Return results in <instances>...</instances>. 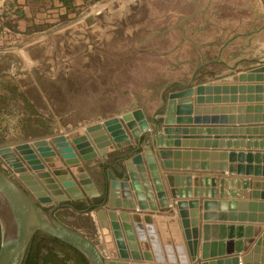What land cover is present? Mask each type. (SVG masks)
Listing matches in <instances>:
<instances>
[{
    "label": "rangeland",
    "instance_id": "obj_1",
    "mask_svg": "<svg viewBox=\"0 0 264 264\" xmlns=\"http://www.w3.org/2000/svg\"><path fill=\"white\" fill-rule=\"evenodd\" d=\"M75 5L74 12H45L38 18L41 12H31L35 8L28 3L13 21L17 32L0 34V131L5 137H46L47 144H65L71 132L117 118L124 127L134 122V132L126 133L133 145L134 135L155 131L170 94L197 86L238 88L211 93L213 103H195L197 107L222 104L235 111L237 103L254 102L264 116V73L261 81H255L256 75L247 78L249 71L264 66V0H101ZM233 75L245 79L217 84ZM137 112L149 131L139 129L140 119L133 116ZM132 145L115 149L113 157L128 154ZM90 218L72 215L65 225L76 226L96 244L102 240L109 245L115 257L108 260L178 262L176 249L163 243L154 228V235L148 229L138 236L131 227L133 241L123 234L128 260L121 258L112 232L106 241L108 237L88 232Z\"/></svg>",
    "mask_w": 264,
    "mask_h": 264
},
{
    "label": "water",
    "instance_id": "obj_2",
    "mask_svg": "<svg viewBox=\"0 0 264 264\" xmlns=\"http://www.w3.org/2000/svg\"><path fill=\"white\" fill-rule=\"evenodd\" d=\"M2 1L3 0H0V2ZM262 73H264V66L249 71L247 78L252 77L251 75H256L255 81H261L262 78L260 77V74ZM244 79L245 77L233 75L217 81V84L237 83L238 81ZM216 89L218 91L212 90L211 86H197L196 88H186L180 90L179 92L170 94L164 111V116L161 121L157 122L155 131L151 135L152 140L148 139L145 143H142V137H138V146L129 151V153H132L133 151L134 155L125 160L123 169H121V177H118L110 169L106 172L109 180L112 182L111 188H114V183L118 182L121 184L122 199L118 200L117 193L108 189L105 191L103 201L97 206H101L102 208L112 211L122 210L136 215H144L143 220L147 226V230H152V214L171 213L172 209L168 207V202L161 201V207L154 202L155 198L152 191L157 193L162 191V187L159 185L161 184L159 180L160 175L157 171L156 159L154 156H157L163 168L169 169L170 164L166 161L172 153L169 152L168 149L185 147V140L192 139L197 133L196 130H198V132H203L204 130L192 127H194L193 124L198 126L201 125L199 122H207L206 118L201 119L199 118V115L201 113L209 112L210 108L197 107L195 106V103L211 104L213 103V100L209 94H225L228 91L235 92L238 90L235 86H232L231 88L221 86ZM240 89L242 90L245 88ZM252 89L253 88L248 87L249 91ZM222 100L226 101V98H222ZM219 110L225 109H219L216 107L213 109L211 108V112L214 113ZM235 111L241 112L243 111V108H237ZM134 114H139L143 118L140 112ZM126 119H128L127 116ZM255 119L256 120L254 122L256 124L263 123V126H258L260 127L258 132H261V134L258 138L254 137L249 140H254V144L252 146L254 149L264 150V116H255ZM143 122L145 123L144 118ZM125 127L130 132H134L132 131L133 125L131 126L130 123H125ZM148 128L149 127L146 124L144 127H139L142 132L148 131ZM209 130L210 129H207L206 133H209ZM246 131L248 133H255L257 132V128H254L253 131L249 129ZM69 138L73 143L75 151L83 160L97 158V161L101 163H103L106 159L108 148L120 150L124 147L130 148L129 146L132 145L126 135V130H124L122 123L117 118H110L86 126L80 139L78 138V132H71V134H69ZM255 140L260 141L256 142ZM252 147L251 145L248 146L249 149ZM8 150L9 149L0 151V153H5ZM150 154H153V158L150 157ZM145 156L149 157L151 161H147ZM175 156H177V154ZM7 157V155L3 156L5 162L9 164L11 168L15 169L14 173L28 189L30 194L17 184L14 178L10 177L7 173L0 169V264H22L27 250L37 233L45 234L71 247L86 260L87 264H142L140 262L127 263L121 260H108L109 256H113V253L108 251V248H111L109 245H104L102 241L99 244H95L81 232L73 230L59 222L53 216L52 212L45 210L41 204H48L55 201H66L67 198H60V187L56 184L45 186L36 174L32 173L33 176L28 174L27 169L21 165L16 157L15 159L9 158L10 156L8 158ZM13 162L14 164H12ZM15 162L18 168H14ZM251 171L252 169L248 170L249 173H251ZM33 179L35 181H33ZM207 182H210L214 187L217 183V179L211 178ZM82 183L90 184V181L85 180ZM239 183L241 182H238V184ZM220 184L235 185V182L231 181L230 183V181L221 180ZM61 186L66 189L67 193L70 194L72 192L67 184H62ZM243 186L246 190H249L250 188L253 191H256V189L260 186L264 190V183H250L245 180L243 181ZM99 187L101 188V191L104 190L103 185L99 184ZM84 189L87 190V186H85ZM210 195V197H213L215 192L212 191ZM244 195L245 200L248 198L249 194L248 192H245ZM255 195L256 197L252 194V198L260 199L258 194ZM114 197L118 200L116 203H114ZM179 198L183 199L185 197L181 194ZM191 204L196 206L197 202H192ZM230 205L231 207L235 206V203ZM245 205L247 204L243 203L240 206ZM209 206L214 207L215 204L203 201V210L206 211ZM218 206H225V204L219 203ZM248 206L254 209L259 207L261 215L259 218L254 215L248 216L244 222H248L250 225L254 223L264 225V203L257 204L256 202H250ZM192 215L193 217L191 223H188L189 227L193 229L196 234V238L191 244L192 262L195 264H249L250 261L253 260V264H264V230L260 236L254 240L255 234L253 232V226H246L243 229L242 227L238 228L240 231H246L245 239L247 240L248 247L245 246V241L243 240H238L237 242L217 241L219 231L223 233L224 230H228V234L230 235V232L233 230V226L210 224L214 221H225L223 218L224 216L222 214L217 216L215 214H209L208 212L203 213L201 219L205 223L200 225L198 220V211L192 213ZM100 218V224L104 236H106V238L108 237L105 241L111 240L110 229H112L119 255L121 258H125L126 251L124 244H121L123 236L120 232L118 222L114 221L109 224L103 213L100 214ZM112 218L116 219L117 217H114L113 215ZM121 218L123 220L125 219V216H121ZM133 219L137 224L136 232L138 233V236L142 235L143 229L140 225H138L140 224V219L138 217ZM235 219L236 216L234 215L228 217V221H234ZM123 225L125 231L124 235L129 240H133V233L130 225L127 223H124ZM185 225H187V223ZM190 230H184L187 237L189 236ZM135 255L137 256L136 253Z\"/></svg>",
    "mask_w": 264,
    "mask_h": 264
},
{
    "label": "crops",
    "instance_id": "obj_3",
    "mask_svg": "<svg viewBox=\"0 0 264 264\" xmlns=\"http://www.w3.org/2000/svg\"><path fill=\"white\" fill-rule=\"evenodd\" d=\"M7 1L9 0H3L2 2L5 3ZM75 2H77V0ZM16 3L19 4L21 8L20 12H25V8L28 7L29 3L31 9L35 8L32 9L31 12H41V14L36 15L38 18L43 16L42 12H57L56 9L46 10L49 6L55 8L59 6L56 1L53 0H16ZM36 3L38 4L37 7L35 6ZM45 6L47 7L46 9L44 8ZM237 98H240V95ZM237 104L243 108V111L227 110L231 109V107L222 104H218L215 107L219 109L224 108L225 110H219L215 113L211 112L212 106L206 105L205 107H202L210 108L209 112L201 113L199 115V118L201 119L206 118L207 122H199L201 125L198 126L193 124L194 127L192 128L204 129L203 132H198V130H196L197 133L192 139L185 140L186 146L183 148L168 149L169 152L172 153L166 161L170 164L169 169L163 168L157 156H154L156 159L157 171L160 175L159 180L161 184L159 185L162 187L160 193L152 191L155 198L154 202L160 206L161 201H166L169 203L168 207L171 208L172 211L171 213L166 214H152L151 227L155 229L158 237L163 243L167 244L172 249H176L175 254L178 255L179 259H177L178 262H174V264H195L191 260V244L192 241L195 240L196 234L194 233V230L189 227L188 223H191L193 217L192 213H195L196 211L199 213L198 220L200 225L205 223L201 219L203 213L208 212L209 214H215L217 216L222 214L225 219V221H214L210 224L233 226L230 235L228 234V230H224L223 233L219 231L217 241L237 242L238 240H243L245 241V246L248 247L247 240L245 239L246 231H240L238 228L242 227L243 229L246 226H253V232L255 234L254 240H256L264 230V225H259L257 223L250 225V223L244 222L248 216L254 215L259 218L261 215L259 207L254 209L248 206V204L250 202H256L257 204L264 203V190L261 186L257 188L256 191H253L250 188L249 190H246L243 186V181L245 180L250 183H264V150L254 149L252 147L254 140H249L250 138L253 139L254 137L258 138L260 136L261 132H258L260 128L258 126H263V123L256 124L254 121L256 120L255 116L259 115L261 117L263 116V112L255 110L257 104L254 102ZM123 128L126 130V133L127 131L132 133L126 129V127L123 126ZM254 128H257V132L255 133H248L246 131L247 129L253 131ZM207 129H210L209 133H206ZM83 131L84 128H80V130L77 131L79 139L81 138L80 135H83ZM150 135L151 134L139 135L143 139L142 143H145L148 139L152 140ZM139 136H134L136 139L133 142L132 147L138 146ZM259 141L260 140H257L256 142ZM249 144L252 147L251 149L248 148V146H250ZM48 145L41 146L48 167L44 172L48 176L42 177V179L45 184H56L60 187V198H67L66 201L63 202H76L77 204L82 205L86 211H90L89 215L91 217H97L98 220L100 219L99 212L104 210L103 212L107 214L105 219L108 220L109 224L114 221L118 222L122 236L125 234L124 223L129 224L136 232L137 224L133 219L136 217L140 219V224L138 225L141 226L143 231H147V226L143 220L144 215H136L122 210L112 211L97 206L99 205L100 199L104 198L103 196L105 195L104 190L101 191L99 184L104 185L106 182L108 184L106 190L109 189L115 191L118 195V200L122 199L121 184L118 182L114 183V188H111L112 182L109 178H106L104 169L109 168L118 177H121V169H123L125 160L130 158L129 154L126 153L122 154V156L113 157L115 149L108 148L109 158L111 155L113 156H111L106 163H101L97 161V158L83 160L75 151L71 140L67 141L65 144L62 142H55ZM39 152L40 150H35L34 157L29 154L22 155V158L33 170H37L40 167L35 161L37 157H40V154H38ZM176 154L177 156H175ZM150 155V157L153 158V154ZM28 156L31 158H28ZM145 159L151 161L147 156H145ZM251 169L252 171L249 173L248 170ZM211 178L217 179V183L214 187L210 182H207ZM85 180H89L90 184L82 183ZM221 180H227L230 181V183L231 181H234L235 185H222L220 184ZM238 182L241 183L238 184ZM62 184H67L72 192L70 194L67 193L66 189L61 186ZM85 186H87V190L84 189ZM212 191L215 192V195L210 197ZM245 192H248L249 196L244 200ZM181 194L185 198H179ZM252 194L255 197V194H258L260 199L252 198ZM118 200L114 197V203ZM203 201L212 202L215 206H209L205 211L202 208ZM192 202H197V205H192ZM219 203L225 204V206H218ZM233 203H235V206L231 207L230 204ZM243 203L247 205L240 206ZM113 215L117 218L113 219ZM232 215L236 216V219L234 221H228V217ZM121 216H125V219L122 220ZM97 223H99V221H97ZM186 223L187 225H185ZM186 229H191L188 237L184 233V230ZM111 232L114 235L113 230L110 231V233ZM100 234V238L105 237L103 230H101ZM129 246L132 247L134 244H129ZM180 248L182 249V252L179 251ZM109 252H112L115 257V253L112 250ZM180 254H182V256ZM125 259L128 260L127 255ZM125 262L135 263L136 261L130 260ZM253 263L254 261L251 260L249 264ZM168 264H173V262H168Z\"/></svg>",
    "mask_w": 264,
    "mask_h": 264
},
{
    "label": "flooded vegetation",
    "instance_id": "obj_4",
    "mask_svg": "<svg viewBox=\"0 0 264 264\" xmlns=\"http://www.w3.org/2000/svg\"><path fill=\"white\" fill-rule=\"evenodd\" d=\"M4 134H5V132L3 133L2 131H0V151H4L6 149H9V150L5 153H0V169L2 171H4L5 173H7L10 177L14 178V180L17 182V184H19L27 193H29L28 189L18 179L17 175H15V173H14L15 169L11 168L9 166V164H7L3 158L4 155H7L8 157L10 156L9 158H14V159L16 157V159L19 160L21 165L27 169L28 174L32 175V173H34L38 176L39 180L45 186L50 185V184H45L43 182V179H42V177L48 176L47 174L44 173L48 167H47L46 159L44 157V151H43V149H41V146L48 145L47 144L48 139L46 137H42V138L28 137L26 140H22L21 138H23V137L20 135L19 137L17 136L18 140L14 141L15 137L8 138V137H5ZM35 150H40V152L38 153V154H40V157H37L35 159V161L40 165V167L37 170L31 169L29 167L28 163L22 158V155H26V154H29V155L34 157V151ZM128 154H129V152H128ZM111 156H113V155H111ZM111 156H110V158H111ZM28 158H31V157L28 156ZM110 158H109V154H107L105 161L107 162ZM12 164H14V162ZM14 168H18V166H16V162H15ZM108 169L109 168L104 169L107 179H108V175L106 172ZM38 172H41V173H38ZM43 173L45 174V176ZM33 181H35V180L33 179ZM103 187H104V193H105V191L108 187L107 182L103 185ZM41 206H43L45 208V210L51 211L53 216L59 222H61L64 225L66 223H68L67 221L70 219V217L72 215H75V216H77V215H89V212H90V211H86L85 208L82 207V205L77 204L76 202L65 203L63 201H55V202H50L48 204H46V203L41 204ZM73 220L75 221V219H73ZM100 220H101V218L98 220L97 217L96 218L91 217L90 221L92 224V229L88 232H91V233L94 232L97 235H101L100 232H101L102 228H101ZM97 221H99V223H97ZM77 222L78 221L76 220L74 222V224H78ZM65 226H67V225H65ZM69 228L76 230L78 232H81L76 228V226L75 227L69 226ZM87 228H89V227H87ZM99 230H100V232H99ZM97 235H95V237ZM91 238H90V240L93 241Z\"/></svg>",
    "mask_w": 264,
    "mask_h": 264
},
{
    "label": "trees",
    "instance_id": "obj_5",
    "mask_svg": "<svg viewBox=\"0 0 264 264\" xmlns=\"http://www.w3.org/2000/svg\"><path fill=\"white\" fill-rule=\"evenodd\" d=\"M59 5L58 7L49 6L46 10L56 9L57 12H74L76 8V0H53ZM82 3V6H89L94 2L101 0H77ZM21 8L16 0H9L3 4L0 13V34H10L17 32L14 19L18 16ZM41 14V13H39ZM45 14V12H42ZM14 23V24H13ZM1 102L0 99V104ZM103 201L100 199L99 204ZM97 205V204H96ZM23 264H87L86 260L71 247L45 235L37 233L32 240V243L27 250Z\"/></svg>",
    "mask_w": 264,
    "mask_h": 264
},
{
    "label": "bare ground",
    "instance_id": "obj_6",
    "mask_svg": "<svg viewBox=\"0 0 264 264\" xmlns=\"http://www.w3.org/2000/svg\"><path fill=\"white\" fill-rule=\"evenodd\" d=\"M224 84H226V83H224ZM223 85V84H222ZM131 116L132 115H128L127 117H128V120L131 118ZM133 116H136V118L137 119H140V121L139 120H137V121H139L140 123H139V127L141 126V127H144L145 126V123L143 122V118L139 115V114H133ZM133 125V127H132V129L135 127V124H134V122L133 123H131V126ZM81 137V136H80ZM59 146V145H58ZM65 157V156H64ZM78 161V160H77ZM67 163V162H66ZM72 164V163H71ZM67 168V167H66ZM16 175V174H15ZM61 197V196H60ZM122 230V229H121ZM151 232H152V234L154 233L153 232V230H151ZM151 232H149V233H151ZM152 234H151V236H152ZM154 235V234H153ZM161 243V242H160ZM159 243V244H160ZM126 246V245H125ZM125 251H126V248H125ZM138 252V251H137ZM162 255V254H161ZM138 259H140V258H138ZM171 261V260H170Z\"/></svg>",
    "mask_w": 264,
    "mask_h": 264
}]
</instances>
